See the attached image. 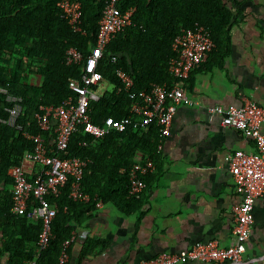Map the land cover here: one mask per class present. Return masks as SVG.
<instances>
[{"label": "trees", "instance_id": "16d2710c", "mask_svg": "<svg viewBox=\"0 0 264 264\" xmlns=\"http://www.w3.org/2000/svg\"><path fill=\"white\" fill-rule=\"evenodd\" d=\"M79 1L82 33L71 29L57 7L58 0H0V86L19 97L23 107L19 117L23 129L8 126L3 120L10 102L0 94V260L6 255V264H30L32 260L34 264H57L63 241L92 215L98 201L110 202L127 213L139 210L141 197L128 195V169L138 151L154 163L158 157L159 129L154 123L146 129L112 131L101 138L78 126L63 150L55 148L53 130L41 131L36 125L33 116L40 105L56 106L75 96L68 83L80 80L90 46L96 40L106 0ZM128 7L135 8L133 23L111 39L96 66L109 87L88 105L90 119L97 125L109 116L118 119L130 115L133 100L122 89L118 91V69L131 76L133 92L148 89L152 83L184 85L185 78H175L169 71V62L178 54L172 42L182 29L195 23L207 29L213 41L208 57H215L219 65L230 51L233 14L224 0H121L120 8ZM70 47L81 53L80 63L66 64L65 53ZM33 76L35 80L30 81ZM23 130L31 135L41 133L45 146L61 158L86 160L81 189L89 200L68 197L70 179L56 197L48 196L56 214L48 244L40 252L36 243L42 220L33 214L37 201L31 197L22 214L10 211L12 179L8 169L22 165L24 153L33 146ZM25 173L28 180L36 176ZM143 179L148 185L153 177L147 174ZM97 244L87 238L83 254Z\"/></svg>", "mask_w": 264, "mask_h": 264}, {"label": "crops", "instance_id": "0c3cea01", "mask_svg": "<svg viewBox=\"0 0 264 264\" xmlns=\"http://www.w3.org/2000/svg\"><path fill=\"white\" fill-rule=\"evenodd\" d=\"M224 1L233 14L230 51L220 65L215 57H207L180 85L191 103L177 107L140 209L127 213L98 201L92 215L75 226L67 264L134 261L197 241L234 244L232 212L240 198L229 172V155L236 150L254 152L255 146L240 131L222 126L220 116L207 107L239 105L247 99L264 107V0ZM261 130L264 133V123ZM22 166L29 174L38 171L35 164L23 161ZM253 214L243 260L264 264V195L255 200ZM87 238L98 244L83 254Z\"/></svg>", "mask_w": 264, "mask_h": 264}, {"label": "built area", "instance_id": "2783aa9c", "mask_svg": "<svg viewBox=\"0 0 264 264\" xmlns=\"http://www.w3.org/2000/svg\"><path fill=\"white\" fill-rule=\"evenodd\" d=\"M121 0H106L99 21L96 40L90 46V52L83 64L80 80H70L69 89L75 96H68L59 105H40L33 119L41 131L53 130L54 144L57 150L67 147L70 135L78 126L95 138H101L112 131L123 132L128 127L146 129L155 124L159 129L156 153L163 148L166 137L170 134L174 115L178 105H188L191 99L185 88L180 85L168 87L166 84L152 83L150 88L133 92V80L123 70L118 69L116 76L120 88L133 100L130 115L121 118L106 117L102 125L93 123L88 113L91 100H98L108 88L100 74L96 71L98 60L111 39L120 31L130 26L133 21L134 7L124 10L120 8ZM57 7L61 15L74 32H83L82 10L79 0H58ZM213 47V41L207 29L195 23L193 27L182 29L172 42L177 57L169 62V71L175 78H186L192 70L206 61ZM82 60L81 53L74 47L65 53L66 64H78ZM115 58H112L114 61ZM0 94L10 106L6 108L7 118L3 120L8 126L22 130L19 117L22 112L21 99L0 86ZM209 113L220 116V124L240 131L252 139L255 151L236 150L229 155V172L239 195V202L233 207L232 235L234 244L220 247L215 240L197 241L189 247L171 252H161L145 259L120 261L115 264H183L187 262H216L225 264H247L243 260L245 242L249 238L254 223L253 206L257 197L264 195V107L253 100H245L239 105L224 106L214 104L207 107ZM29 124V123H27ZM23 135L32 139V150L24 153L27 160L39 166L33 180H28L22 165H14L8 169L12 179V202L10 211L14 214L25 212L29 200L37 201L33 214L42 220V230L36 243V251L40 252L51 235V221L56 214L55 207L48 196L56 197L66 181L70 179L68 197L72 200L88 201L89 196L81 189V179L86 160L79 157L61 158L51 148L45 146L41 133L31 135L23 130ZM54 153V154H53ZM155 163L151 158L136 152L133 163L128 169V195L140 198L147 188L143 177L152 173ZM75 233L66 238L61 246L57 264H67L69 247L73 243ZM35 260L30 261L34 264Z\"/></svg>", "mask_w": 264, "mask_h": 264}, {"label": "rangeland", "instance_id": "374dc122", "mask_svg": "<svg viewBox=\"0 0 264 264\" xmlns=\"http://www.w3.org/2000/svg\"><path fill=\"white\" fill-rule=\"evenodd\" d=\"M109 88V87H108ZM107 88V89H108ZM24 164H33L32 162H30V161H27V160H24Z\"/></svg>", "mask_w": 264, "mask_h": 264}]
</instances>
